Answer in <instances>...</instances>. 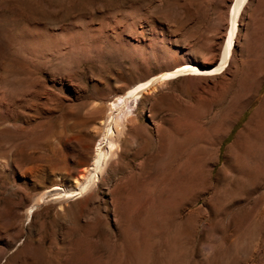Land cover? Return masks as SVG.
<instances>
[{"label":"rangeland","instance_id":"374dc122","mask_svg":"<svg viewBox=\"0 0 264 264\" xmlns=\"http://www.w3.org/2000/svg\"><path fill=\"white\" fill-rule=\"evenodd\" d=\"M234 2L0 0V264H264V0L224 71L124 106L91 189L41 196L86 178L122 89L217 65Z\"/></svg>","mask_w":264,"mask_h":264},{"label":"bare ground","instance_id":"6f19581e","mask_svg":"<svg viewBox=\"0 0 264 264\" xmlns=\"http://www.w3.org/2000/svg\"><path fill=\"white\" fill-rule=\"evenodd\" d=\"M248 0H235L234 5L232 7L231 11V18H230V26L226 34V39L224 41V44L222 46L217 65L215 67H201L197 64L193 63H186L181 64L180 66L175 67L174 69L164 71L160 74L154 75L144 81H137L134 84L130 85V87H127L126 89H122L119 93L116 94V99L111 102L110 104V113L107 115L106 119H104L103 122V130H102V138L99 140L95 154L92 157V162L88 165L91 166L90 170H88V174L86 178L80 180V178H77L76 181L73 184L68 185L62 178H58L56 182L53 184V188L50 190H47L42 193V198L46 195H53L56 196L61 195L64 196L63 198L66 200V198H77L81 195H83L86 191L92 188L94 186L99 173L103 168H105V165H107V162L109 161V158L112 157V155L115 154L116 150L118 149V142L116 139V136L119 133V125H120V113L123 108L128 104L129 101H136L140 95L143 92V89L154 82L162 81L165 79H170L177 77L182 74H191V75H209V74H217L224 71L227 66L230 64V59L233 51L234 44L236 43V37H237V26L238 22L240 20L241 13L243 11L245 4H247ZM245 9V8H244ZM232 60V59H231ZM153 86V85H152ZM145 90V89H144ZM145 92V91H144ZM143 97V96H142ZM264 104V98L262 101V105ZM118 111V115H114L113 111ZM260 107L254 111L252 116L250 117L249 121L245 124L244 132L245 131H256L259 130V128H262V123L256 127H252L251 123L257 119L260 118L259 115ZM117 113V112H116ZM127 113V112H126ZM125 111L122 115L126 114ZM117 117V118H116ZM239 118V117H238ZM238 118L234 119V122L237 121ZM115 119V120H114ZM114 120V121H113ZM138 127V125L136 126ZM135 127L136 131L137 128ZM139 129V128H138ZM261 130V129H260ZM135 131V133H136ZM141 132V131H140ZM150 134V133H149ZM242 133L238 135L236 138L237 142L239 140V137ZM107 142L109 145L108 150H104L103 144ZM143 152V151H142ZM135 153V152H134ZM139 154V153H138ZM135 155V154H134ZM137 157V156H136ZM59 176V175H58ZM51 186V185H50ZM48 189V188H47ZM91 191V190H90ZM68 199V200H69ZM41 200V199H40ZM38 202V201H37ZM41 202V201H40ZM38 204V203H37ZM34 205V204H33Z\"/></svg>","mask_w":264,"mask_h":264}]
</instances>
